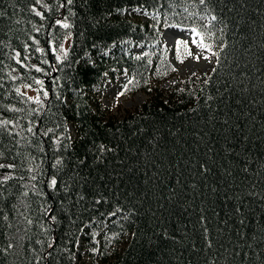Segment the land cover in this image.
I'll return each instance as SVG.
<instances>
[{"label": "trees", "instance_id": "16d2710c", "mask_svg": "<svg viewBox=\"0 0 264 264\" xmlns=\"http://www.w3.org/2000/svg\"><path fill=\"white\" fill-rule=\"evenodd\" d=\"M172 24L216 60L164 86ZM0 164V264H264V0H0Z\"/></svg>", "mask_w": 264, "mask_h": 264}, {"label": "rangeland", "instance_id": "374dc122", "mask_svg": "<svg viewBox=\"0 0 264 264\" xmlns=\"http://www.w3.org/2000/svg\"><path fill=\"white\" fill-rule=\"evenodd\" d=\"M125 14H128L134 19H141L147 21L149 11L143 7H128L124 10ZM195 30V31H193ZM198 30L191 26L181 25H169L161 32L160 42L162 46L167 47L168 52L171 55V62L176 68V73L173 77L163 82L164 86H168L170 82L176 79H184L191 75H206L208 74L216 60V55H212L215 51L211 48V51H206L198 47L199 42L203 39V42L207 44L202 35L197 36ZM201 34V33H200ZM70 37H67L63 44V53L67 49ZM136 52L142 50V46L138 45L134 47ZM191 53V54H189ZM199 55L200 59L195 57ZM208 56L209 59H204ZM117 73H110L105 83L99 87L100 97L104 108L109 114L115 118L124 116L127 112L137 110L141 107L143 101L149 96V93L143 89H138L133 92L123 91L122 84L128 73L121 71L118 68L115 69ZM40 86L37 84L36 89ZM35 86L30 85V93L37 96ZM123 92L122 96H118V93ZM98 243L99 238L96 236ZM87 239L82 236L79 248L76 251V259H80L81 264H99L100 257L95 258L91 255V250H87ZM96 252L95 256L98 255Z\"/></svg>", "mask_w": 264, "mask_h": 264}, {"label": "snow or ice", "instance_id": "6c2138e0", "mask_svg": "<svg viewBox=\"0 0 264 264\" xmlns=\"http://www.w3.org/2000/svg\"><path fill=\"white\" fill-rule=\"evenodd\" d=\"M67 2L69 4H71L72 3V0H67ZM204 2H205V0H201V3H204ZM212 19L215 20L216 17L213 16ZM63 27L64 28H68L69 25L68 24H64ZM193 31H195V30H193ZM196 34H197V36H200L201 35L199 32H197ZM198 47L201 48V49H203V50L209 51V52L211 51V45L205 44L203 42V39H201V41L199 42ZM189 54H191V53H189ZM212 55H216V53L213 52ZM195 58L197 60H199L200 59V56L197 55ZM204 59H209V57L208 56H205ZM123 94H124L123 92H120V93H118V96H122ZM57 163H59V161H57ZM0 167H4V165L0 164ZM8 167H12V166L9 165ZM52 183L55 184L56 183L55 180H53Z\"/></svg>", "mask_w": 264, "mask_h": 264}, {"label": "bare ground", "instance_id": "6f19581e", "mask_svg": "<svg viewBox=\"0 0 264 264\" xmlns=\"http://www.w3.org/2000/svg\"><path fill=\"white\" fill-rule=\"evenodd\" d=\"M80 244V243H79Z\"/></svg>", "mask_w": 264, "mask_h": 264}]
</instances>
